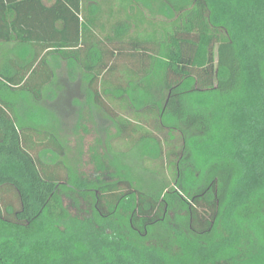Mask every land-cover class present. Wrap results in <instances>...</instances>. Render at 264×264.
Returning <instances> with one entry per match:
<instances>
[{
  "label": "trees",
  "instance_id": "trees-1",
  "mask_svg": "<svg viewBox=\"0 0 264 264\" xmlns=\"http://www.w3.org/2000/svg\"><path fill=\"white\" fill-rule=\"evenodd\" d=\"M0 40V264H264V0H0ZM101 43L158 51L145 72L112 61L100 75ZM53 56L73 64L116 127L113 155L143 147L160 168L178 159L175 185L162 194L137 193L128 178L87 184L45 158L57 135L22 126L12 96L45 101L59 86ZM214 57L216 83L200 87L183 63L204 70ZM197 168L202 193L191 191ZM68 185L92 193L93 214L69 211Z\"/></svg>",
  "mask_w": 264,
  "mask_h": 264
},
{
  "label": "rangeland",
  "instance_id": "rangeland-1",
  "mask_svg": "<svg viewBox=\"0 0 264 264\" xmlns=\"http://www.w3.org/2000/svg\"><path fill=\"white\" fill-rule=\"evenodd\" d=\"M148 15H150V18L154 17L151 13H148ZM178 36L184 47H191L193 43L192 36L182 33H179ZM216 43L217 39L214 38L212 44L215 45ZM128 46L131 49L127 48ZM112 47L109 43L102 44L105 53L104 65L112 61L130 62L133 66L141 68L142 72H145L151 67L152 57L156 54L154 49L158 46L151 44H133L132 46L129 44L123 46L124 49L119 50L114 55H112ZM82 50L85 51V46ZM50 63L56 70L60 80L58 87L47 90L45 95L48 98L45 101L31 103L29 100L32 97L27 95L25 91L12 96V99L19 102L17 114L19 123L22 126L46 129L57 135L59 150L45 155V158L50 161L57 158L62 159L87 184L90 181L102 182L128 178L133 182L137 193L160 191L162 194L167 191L163 186L164 182L175 185V170L179 167L177 166L178 159L174 155L176 160L174 159L175 162L172 168L171 165L160 168L159 164H161L162 159H158L156 163L151 162L149 155L143 152V147L130 151L127 159H124L121 155L114 156L108 141L111 137H114L113 135L116 134L117 129L99 107L91 104L90 96L81 90L82 77L80 73L75 71L70 61L57 56H53ZM216 63L217 60L214 57L211 61V67L204 70L192 69L189 63L183 64L188 67L187 71L189 69L197 76L198 85L205 87L216 83ZM83 64H86L84 60ZM100 70L101 68L94 69L96 72ZM169 77L170 80L175 79V81H178L182 78V74L170 72ZM75 101L80 102V107ZM179 135L180 137L182 135L180 130L173 133V138H170V140H173L172 142H177V148H175L177 152H179L180 146L182 147V139L178 138ZM112 142L117 151L127 150L124 143L115 139ZM165 143L164 149L168 154L169 147L167 142ZM180 155H182V152L177 155V158ZM143 157L146 158L141 161ZM188 162L191 161L188 160ZM203 169H196L195 178L193 179L195 181L191 191H198L199 193L206 191L204 182L206 175ZM68 187L69 190H64L63 202L69 211L72 214H93L94 197L92 193L87 190L81 191L80 194L70 190V185ZM74 195L77 200L74 199ZM179 214L183 215L185 212L180 210ZM170 216L172 217V225L175 227L177 222L176 213L171 211Z\"/></svg>",
  "mask_w": 264,
  "mask_h": 264
},
{
  "label": "crops",
  "instance_id": "crops-1",
  "mask_svg": "<svg viewBox=\"0 0 264 264\" xmlns=\"http://www.w3.org/2000/svg\"><path fill=\"white\" fill-rule=\"evenodd\" d=\"M44 2L47 4V5H50V4H52L53 2H54V0H44ZM102 44H104V43H101L100 44V46L102 47ZM108 44V43H107ZM113 47H112V55H114L116 52H119V50H121V49H124L123 48V46H127V45H129L130 43H110ZM146 44H151V45H157L158 46V44H156V43H146ZM132 46H133V44H131ZM144 45V44H143ZM83 46H85V51L83 52V50H82V48H83ZM90 46V43H85V44H83L82 46H81V53H82V61L84 60H86V51H87V49H88V47ZM127 48H129V49H131L130 48V46H128ZM103 49V48H102ZM0 50H2V47H1V40H0ZM156 52L158 51V47H156V49H154ZM86 62V61H85ZM119 62H122V61H119ZM111 63V62H110ZM109 63V64H110ZM126 63H128L130 66H132L133 68H135L136 70H138V71H140V72H142V70H141V68H138V67H136V66H133L130 62H126ZM109 64H107L106 65V67L105 68H103V69H101V71H100V75L104 72V70L108 67V65ZM85 65V64H84ZM102 64H100L97 68H102V66H101Z\"/></svg>",
  "mask_w": 264,
  "mask_h": 264
}]
</instances>
